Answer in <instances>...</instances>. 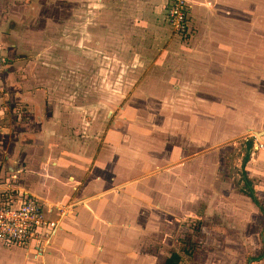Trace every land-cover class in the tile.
<instances>
[{
    "label": "rangeland",
    "instance_id": "1",
    "mask_svg": "<svg viewBox=\"0 0 264 264\" xmlns=\"http://www.w3.org/2000/svg\"><path fill=\"white\" fill-rule=\"evenodd\" d=\"M168 1L159 23L131 20L130 29L113 18L106 29L89 0H0V41L16 62L0 75V185L5 136L21 147L35 138L34 152L48 135L50 158L75 149L81 167L93 168V155L105 160L98 170L113 171L97 207L98 220L114 222L113 237H124L113 264H161L172 251L180 264H264V135L253 133L264 129V0L250 14L244 5L236 49L223 33L227 18L174 34ZM204 46L219 59L209 80L197 77ZM14 166L16 184L30 192L28 169ZM47 249L0 246V264H46Z\"/></svg>",
    "mask_w": 264,
    "mask_h": 264
},
{
    "label": "crops",
    "instance_id": "2",
    "mask_svg": "<svg viewBox=\"0 0 264 264\" xmlns=\"http://www.w3.org/2000/svg\"><path fill=\"white\" fill-rule=\"evenodd\" d=\"M75 1L79 2V6H82L84 0ZM89 1L92 14L101 11L99 14L97 13V20H99V18H102V20L106 19L105 23L103 21V25L106 26V29L112 26L111 24L115 25L113 18L121 19L123 25L130 29L132 28L131 20L134 21V25L143 23L144 27L150 26V24H154V22L159 23V16L163 13L165 2V0ZM256 2L257 0H191V26L193 30L195 29L197 31L198 29L196 28H198V23L201 22V20L202 22L205 20L210 23L214 21L215 18L222 17L229 19L223 33H227L230 42H232L229 46L230 49H236L237 44L235 41L237 35L240 37L241 26L243 25L244 5L247 12L250 14L253 11V5L255 8L257 7ZM79 6L74 9V15L76 16H78V13L83 14V9H79ZM137 21L139 22L137 23ZM157 25L159 26V24ZM97 28L98 24L97 26H93V31L97 30ZM128 28L126 31H129ZM226 29L228 32H225ZM123 31L125 32L124 29ZM197 42L198 41L193 43L195 49L198 48ZM0 43L4 46L9 56L6 45L1 41ZM221 45L218 44L216 46L220 47ZM203 50V56H205L202 58V63L205 64L206 67L197 70L198 75H196L200 80L203 77L209 80L211 68L214 69V72L215 70L218 72L215 64H218L217 61H219V59L214 56L212 57V55H216V53H212L210 47L206 50L204 46ZM196 53L200 55L199 52ZM15 66L16 62H12V64L8 63L7 68L4 72H1L0 75L3 74V77L8 75ZM9 68L11 71H9ZM15 94L17 97H23V95H25L24 99H26V101H30L31 99L29 94H24L22 91H16ZM41 120L42 118L40 117V121L37 123L38 126L47 130L48 127L44 125L46 123ZM5 137H9L6 143L1 147V153L3 154L2 158L7 163V165H4L6 167L5 173L8 171L9 173L12 172L16 175V179H19L20 171L14 164H17L18 167H25L28 169V171H26V176H29L27 183L30 193L40 198L45 204L65 205L62 203L65 200L73 204V208L71 209L72 214H65L60 217V227L51 237L48 246H46L48 249L43 253V262H46V264H59L60 261L66 263L68 260L73 262V264H90L89 262H91V264H100L99 260L105 258L106 263L102 264H110V262L113 264L112 259L114 257L113 254H115V248L119 250V247L122 245L123 252H126L123 248L125 245L121 242V239L124 237L122 235H118L116 238L113 237L114 222L108 218L106 221L102 222L97 218L98 203L107 199L110 193L108 194L109 190L106 187L110 185V187H112L114 183V174L110 167L109 169L107 167L106 171L98 170L97 168L104 167V159H97V156L93 157V155H90L86 163L90 164V167L93 166V168H83L81 167L82 160L78 161L81 157L79 156L80 158H76L78 155L75 149H73L72 154L68 153L69 156L61 151L58 154L59 157L50 158L49 154L52 148H54V145L51 146V143L54 140L48 137V135L40 140L42 146L38 151L34 152H31L30 149L31 145L35 144L33 142L36 141L34 138L36 136H31L34 138L32 142H27L25 145L21 143L23 147H21V145L19 146L21 139H14L16 136H14V138L9 135ZM15 150L18 158L14 155ZM61 158L73 160L74 163L72 165L71 163L65 164V161ZM93 158L95 161H92ZM23 162L25 166H23ZM99 164H102V166ZM83 165L85 164H82V166ZM69 170H72V173L66 175ZM2 171L4 173L3 169ZM66 180H68L69 183ZM51 183L54 184V188L51 187ZM100 193L101 196H99Z\"/></svg>",
    "mask_w": 264,
    "mask_h": 264
},
{
    "label": "built area",
    "instance_id": "3",
    "mask_svg": "<svg viewBox=\"0 0 264 264\" xmlns=\"http://www.w3.org/2000/svg\"><path fill=\"white\" fill-rule=\"evenodd\" d=\"M191 0H169L167 24L177 36L191 34ZM9 56L0 43V73L8 66ZM0 185V246H20L41 252L48 246L65 215V205L45 204L37 196L16 184V175L6 172Z\"/></svg>",
    "mask_w": 264,
    "mask_h": 264
},
{
    "label": "trees",
    "instance_id": "4",
    "mask_svg": "<svg viewBox=\"0 0 264 264\" xmlns=\"http://www.w3.org/2000/svg\"><path fill=\"white\" fill-rule=\"evenodd\" d=\"M252 141L248 143L245 154H244V158H243V162H245L248 157H249V150L251 147ZM249 182L246 183L247 186V191L246 194L259 206L257 198L253 192L252 187H249ZM260 207V206H259ZM261 208V207H260ZM263 211V210H262ZM181 261V255L178 252L172 251L163 261L161 264H180Z\"/></svg>",
    "mask_w": 264,
    "mask_h": 264
},
{
    "label": "water",
    "instance_id": "5",
    "mask_svg": "<svg viewBox=\"0 0 264 264\" xmlns=\"http://www.w3.org/2000/svg\"><path fill=\"white\" fill-rule=\"evenodd\" d=\"M254 135L256 136V138L260 139L261 136L264 135V129L261 131H253Z\"/></svg>",
    "mask_w": 264,
    "mask_h": 264
}]
</instances>
